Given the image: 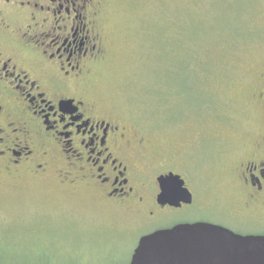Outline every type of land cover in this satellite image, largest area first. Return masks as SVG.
Instances as JSON below:
<instances>
[{
  "label": "rangeland",
  "instance_id": "rangeland-1",
  "mask_svg": "<svg viewBox=\"0 0 264 264\" xmlns=\"http://www.w3.org/2000/svg\"><path fill=\"white\" fill-rule=\"evenodd\" d=\"M99 20L107 55L76 87L143 154L132 179L153 187L168 169L218 189L264 135V0H113ZM13 174L0 171L1 264H130L142 237L196 217L152 216L149 196L116 205L56 169Z\"/></svg>",
  "mask_w": 264,
  "mask_h": 264
},
{
  "label": "flooded vegetation",
  "instance_id": "flooded-vegetation-1",
  "mask_svg": "<svg viewBox=\"0 0 264 264\" xmlns=\"http://www.w3.org/2000/svg\"><path fill=\"white\" fill-rule=\"evenodd\" d=\"M112 1L0 0V171L27 175L56 169L73 184L95 183L108 200L124 207L146 209L149 196L152 216L194 208L193 221L159 230L197 224L264 236V135L232 177L213 182L220 183L218 189L207 185L213 176L202 174L189 185L168 169L154 177L153 187L132 179L143 154L114 118L102 115L88 91L76 87L107 55L99 19ZM167 177L184 182L191 204L170 178L165 186L173 193L159 200V181Z\"/></svg>",
  "mask_w": 264,
  "mask_h": 264
},
{
  "label": "water",
  "instance_id": "water-1",
  "mask_svg": "<svg viewBox=\"0 0 264 264\" xmlns=\"http://www.w3.org/2000/svg\"><path fill=\"white\" fill-rule=\"evenodd\" d=\"M173 179L175 188L181 190L184 202L191 204V194L180 178H161L162 195L165 180ZM177 206V204H174ZM130 264H264V236H241L227 229L209 225H180L170 230H159L140 239Z\"/></svg>",
  "mask_w": 264,
  "mask_h": 264
},
{
  "label": "trees",
  "instance_id": "trees-1",
  "mask_svg": "<svg viewBox=\"0 0 264 264\" xmlns=\"http://www.w3.org/2000/svg\"><path fill=\"white\" fill-rule=\"evenodd\" d=\"M1 264V263H0Z\"/></svg>",
  "mask_w": 264,
  "mask_h": 264
}]
</instances>
